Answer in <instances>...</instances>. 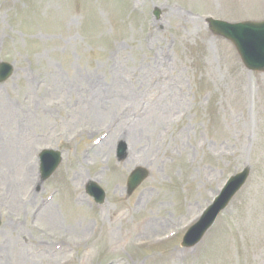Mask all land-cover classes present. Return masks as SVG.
Instances as JSON below:
<instances>
[{
    "label": "rangeland",
    "instance_id": "rangeland-1",
    "mask_svg": "<svg viewBox=\"0 0 264 264\" xmlns=\"http://www.w3.org/2000/svg\"><path fill=\"white\" fill-rule=\"evenodd\" d=\"M209 16L262 20L264 0H0V61L15 66L0 84V158L13 172L24 170L22 155L34 162L27 180L0 186V246L19 241L8 264H264V73L211 32ZM111 120L138 126L137 151L121 162L116 128L111 149L86 151ZM44 147L63 161L42 182ZM139 165L150 176L127 196ZM245 167L246 186L203 241L183 249L187 226ZM89 179L105 204L86 195ZM17 187L36 195L28 212L14 209ZM53 191L56 225L35 213ZM60 235L62 251L36 253V241Z\"/></svg>",
    "mask_w": 264,
    "mask_h": 264
},
{
    "label": "water",
    "instance_id": "water-1",
    "mask_svg": "<svg viewBox=\"0 0 264 264\" xmlns=\"http://www.w3.org/2000/svg\"><path fill=\"white\" fill-rule=\"evenodd\" d=\"M209 21L213 27L212 29L216 33L224 35L234 42L242 56V59L249 67L264 70V44H254L250 42L253 34L258 31L264 32V21L245 22L235 25L213 19H209ZM11 72L12 66L8 63L2 62L0 65V81H4L7 77H9ZM50 155H54V152H51ZM48 163H50V161H46L44 163L43 179L48 178L52 174L58 164V161H56L52 166ZM246 172L247 171L245 170L239 175H244ZM146 175L147 173L141 169L138 170L137 173L133 174L130 180L135 182V184H139L146 177ZM237 188L238 183L230 189L223 199L217 202L213 212L209 213L206 218L200 222L201 228L195 233L191 240L196 238L198 240L201 238L210 221H212L214 216H216L217 213L230 201V198L236 192Z\"/></svg>",
    "mask_w": 264,
    "mask_h": 264
},
{
    "label": "bare ground",
    "instance_id": "bare-ground-1",
    "mask_svg": "<svg viewBox=\"0 0 264 264\" xmlns=\"http://www.w3.org/2000/svg\"><path fill=\"white\" fill-rule=\"evenodd\" d=\"M101 113V111H98V112H95L94 114H92V119L94 118V115H95V118H96V120H99L100 119V117L98 116V114H100ZM148 117H149V115H148ZM148 117L145 119V118H143L141 121H139L138 122V125L140 126V128H139V130L140 131H143L144 133H146V134H148V135H146L147 137L149 136V133H150V128H149V124H148V121H147V119H148ZM165 116H163V118H164ZM156 120H157V117H156ZM150 121H153V123L152 124H154V123H156V121H155V119L153 120L152 118H151V120ZM114 131H112L111 133H110V135L113 133ZM135 133H138V126H136V125H133L132 127H130V128H127V127H124V126H121V127H119V128H116V131H115V137H120L121 139H124L126 142H127V145H128V147H129V149L131 148V150H133V153L135 152V151H137V149H136V141H135V139H134V137L132 136V135H134ZM113 136H114V133H113ZM106 139L107 138H105L104 140H103V144L102 145H100L99 144V149L101 148V147H103V146H106L107 145V148L108 149H111V143H110V141H107V144H106ZM139 143H140V140L138 139V145H139ZM101 146V147H100ZM97 147V148H98ZM128 149V150H129ZM135 155V154H134ZM133 159V158H132ZM20 160H22V161H25L26 162V164H24V170L22 171L21 169H19V171L18 172H13L12 170H11V167H10V164H9V161H8V159H4V158H0V174L2 175V177H1V179L0 180H2V179H5L6 180V182H5V184H1L0 183V186L3 188V190H5V186H6V184H7V182L8 181H16V182H18V180H19V182H18V184H20V182H21V180H20V178L21 177H23L25 180H27L29 177H31V175L33 174V168H32V165H34V162L32 161V159H31V157H30V155H22L21 157H20ZM131 160V159H130ZM131 162H132V160H131ZM136 162V161H135ZM135 162H132V163H135ZM21 173V174H20ZM20 175V176H19ZM4 177V178H3ZM118 179H120V177H118ZM20 188V187H19ZM19 188L17 187V189L16 190H13V192H12V194H11V196L15 199L14 200V202H15V207H14V209H15V211L16 212H21V211H26V212H28L29 211V207L31 206V204L32 203H34L35 202V199H36V195H33V193H31V194H26V195H24V196H20V194H21V191L19 190ZM48 205H49V203L48 204H46L45 205V207H43V208H41V209H39V211L36 213V215H39V214H44L43 215V219H44V221L45 222H47L48 224H53V225H56V224H58V214H57V212H56V210L54 209V208H50V207H48ZM47 207V208H46ZM46 208V209H45ZM44 209V211L45 212H43V213H41L42 212V210ZM46 224V223H45ZM160 225H161V223L160 222H158V221H154V222H152V228L153 229H155V228H159L160 227ZM19 234H22V232L21 233H19ZM157 234H160V233H157ZM156 234V235H157ZM57 236H59V235H57ZM19 243V241L18 240H16V239H12L11 241H9L8 242V251H5L4 250V248L2 247V246H0V248H1V250H0V264H8V262L6 261V254L8 253V252H10L9 250L11 249V247L13 246V245H16V244H18ZM37 244L38 245H40V243L39 242H37ZM47 250H50V249H47ZM47 250L46 251H44V250H42V251H40L39 252V255H41V256H47V255H52V256H54V253H51V252H47ZM34 252V251H33ZM35 253V252H34ZM26 256V255H25ZM49 257V256H48ZM45 260H48V262L50 261V260H52V258H50V259H48V258H46ZM32 261V260H31ZM41 261H44V260H41ZM33 264V263H32Z\"/></svg>",
    "mask_w": 264,
    "mask_h": 264
}]
</instances>
